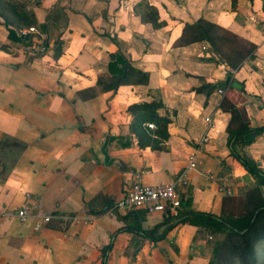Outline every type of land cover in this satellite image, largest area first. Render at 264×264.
<instances>
[{
    "label": "crops",
    "instance_id": "crops-1",
    "mask_svg": "<svg viewBox=\"0 0 264 264\" xmlns=\"http://www.w3.org/2000/svg\"><path fill=\"white\" fill-rule=\"evenodd\" d=\"M32 1L35 26L48 34L45 55H24L0 22V264H208L211 237L199 228L176 225L154 244L122 230L115 215L127 212L113 205L137 173L146 185L168 183L194 152L196 169L180 189L189 209L220 216L224 198L241 199L256 186L232 154L264 173V131L251 132L264 128L261 1L237 0L235 10L230 0H184L182 8L166 3V11L159 7L165 22L159 29L118 0ZM199 19L255 49L232 69L210 60L203 43L178 45L183 24ZM117 51L147 75L145 83L116 91L97 84L109 80V55ZM228 75L229 83L215 87ZM159 101L167 138L152 136L160 150L140 148L127 108ZM208 116L209 141L199 145ZM260 193L264 201L263 188ZM24 205L32 215L26 223L7 217ZM134 211L143 230L165 220ZM39 213L92 222L54 220L35 231Z\"/></svg>",
    "mask_w": 264,
    "mask_h": 264
},
{
    "label": "trees",
    "instance_id": "trees-1",
    "mask_svg": "<svg viewBox=\"0 0 264 264\" xmlns=\"http://www.w3.org/2000/svg\"><path fill=\"white\" fill-rule=\"evenodd\" d=\"M248 1L252 2L253 0ZM136 8L141 9L139 14L142 22L150 23L153 27L164 26V22H158L157 11L154 6L141 2L135 6ZM262 11L264 12V0H262ZM25 17L28 25L22 27L35 26L36 20L33 14L28 13ZM3 20L1 24L4 25L8 33V40L21 43L22 39L17 30L22 27L15 28L7 19L3 18ZM217 32H222L223 37H217ZM226 41L230 45L236 42L237 47L231 46L228 51H224L222 48ZM199 42L207 47L210 60L216 64L225 63L232 69L237 68L255 49L254 46L239 40L236 35L203 19L193 23H184L177 44L183 46ZM109 58L110 61L107 66L109 80L97 82L104 91H116L118 86L125 83L143 84L147 81V75L134 69L119 51L110 54ZM230 81L231 78L228 75L225 82L216 84L215 87L224 86ZM161 107L162 104L159 101L133 104L127 108L133 118L130 128L136 136L140 148L162 149L160 142L152 139V136L159 137L161 140L167 138L169 121L157 114V110ZM149 123L154 124L155 131L146 127V124ZM262 131L264 128L255 129L251 132L258 134ZM232 155L240 162L250 177L256 181V186L241 199L224 198L220 216L195 212L181 200V209L176 218L165 219L150 230H143L140 227L139 215L136 211H128L124 216L116 214V218L124 224L122 230L140 234L155 244L163 240L174 226L189 224L199 228L200 233H205L211 237L210 240H207L212 247V255L208 264H229L232 259H237L241 264H256L255 247L264 240V201L260 193V189H264V173L251 159ZM221 237L222 239H220ZM213 239L214 241L211 242Z\"/></svg>",
    "mask_w": 264,
    "mask_h": 264
},
{
    "label": "built area",
    "instance_id": "built-area-1",
    "mask_svg": "<svg viewBox=\"0 0 264 264\" xmlns=\"http://www.w3.org/2000/svg\"><path fill=\"white\" fill-rule=\"evenodd\" d=\"M22 39L20 50L28 57H38L45 55L49 48L48 34L36 26L22 27L17 30ZM264 34V33H263ZM218 97H223V90H217ZM206 131L198 141L199 145L206 144L209 141L208 133L213 127V121L210 116L204 118ZM148 129H154L152 123L146 124ZM196 169V153L188 156V161L184 169L170 182L159 185H146L142 182V173H137L134 181L126 191L125 196L113 205V209L120 211L142 210L146 214H161L165 219H174L178 216L181 209L180 189L188 185V173ZM30 209L22 206L13 214H8L9 219H16L19 222L26 223L31 217ZM39 221L34 225L35 231L39 230L41 224H49L58 221L62 226L67 224L79 225L90 224L92 218L82 215H52L39 213L36 216Z\"/></svg>",
    "mask_w": 264,
    "mask_h": 264
},
{
    "label": "rangeland",
    "instance_id": "rangeland-1",
    "mask_svg": "<svg viewBox=\"0 0 264 264\" xmlns=\"http://www.w3.org/2000/svg\"><path fill=\"white\" fill-rule=\"evenodd\" d=\"M215 1L218 5H222L223 3H226L228 0H215ZM260 1L262 4V0H260ZM108 2H109V0H108ZM141 2H146L152 6L155 5L154 7L156 8V11H157L158 22H164L163 20H161L160 13H162V12L159 9V7L166 11V8H167L166 3L167 4H176L180 8H182V6H185L184 0H118V4L120 6H122L124 8L129 7V9L132 10L134 15L137 16L138 18H140V21L142 19L140 17V14H139L141 9L140 8L135 9V6ZM236 3H237V0H230L231 8L233 10L236 9ZM60 5L63 6V4H60ZM34 6H35V2L32 0H0V15L2 14V17L0 18V22L4 21L3 20V18H4V19H7L11 23V25H13L15 28H20L22 26H26V25H28V23L26 22L25 16L28 15V13L33 14L28 9L31 7H34ZM54 7H56V6H54ZM167 14H168V12H167ZM170 19L172 21L176 22V20H174L173 18H170ZM142 23L143 24H149V23H144V22H142ZM209 23H211V22H209ZM152 28L159 29V27H153V26H152ZM217 35H218L217 37H223L222 32H217ZM223 45L224 46L222 49L224 51H226V50L228 51L231 46L237 47L236 42H234L232 45H230L229 42L226 41ZM1 49H4V48H1ZM220 239H222V237ZM213 241H214V239L211 240V242H213ZM255 263L256 264H263L264 263V240L259 242L255 247ZM229 264H241V263L237 259H235V260L232 259Z\"/></svg>",
    "mask_w": 264,
    "mask_h": 264
}]
</instances>
